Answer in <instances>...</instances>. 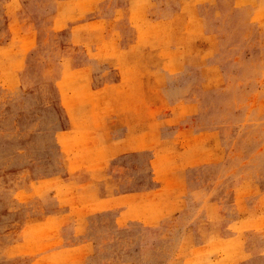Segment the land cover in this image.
I'll return each instance as SVG.
<instances>
[{"label": "rangeland", "instance_id": "374dc122", "mask_svg": "<svg viewBox=\"0 0 264 264\" xmlns=\"http://www.w3.org/2000/svg\"><path fill=\"white\" fill-rule=\"evenodd\" d=\"M0 264H264V0H0Z\"/></svg>", "mask_w": 264, "mask_h": 264}]
</instances>
